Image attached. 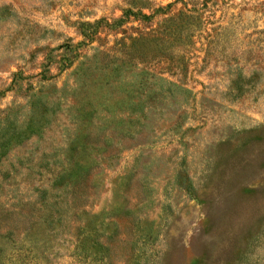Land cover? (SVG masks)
Listing matches in <instances>:
<instances>
[{
	"label": "rangeland",
	"instance_id": "rangeland-1",
	"mask_svg": "<svg viewBox=\"0 0 264 264\" xmlns=\"http://www.w3.org/2000/svg\"><path fill=\"white\" fill-rule=\"evenodd\" d=\"M0 264H264V0H0Z\"/></svg>",
	"mask_w": 264,
	"mask_h": 264
},
{
	"label": "trees",
	"instance_id": "trees-1",
	"mask_svg": "<svg viewBox=\"0 0 264 264\" xmlns=\"http://www.w3.org/2000/svg\"><path fill=\"white\" fill-rule=\"evenodd\" d=\"M67 178H68V175H67ZM67 185H68V184H67ZM67 185H66V186H67ZM53 221H54V219H53Z\"/></svg>",
	"mask_w": 264,
	"mask_h": 264
}]
</instances>
